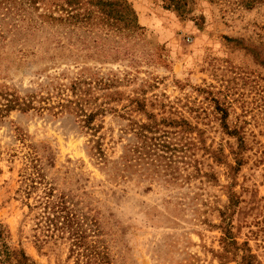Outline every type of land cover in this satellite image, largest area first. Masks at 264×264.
<instances>
[{
	"label": "rangeland",
	"instance_id": "rangeland-1",
	"mask_svg": "<svg viewBox=\"0 0 264 264\" xmlns=\"http://www.w3.org/2000/svg\"><path fill=\"white\" fill-rule=\"evenodd\" d=\"M105 1L0 0V249L264 264V0Z\"/></svg>",
	"mask_w": 264,
	"mask_h": 264
},
{
	"label": "trees",
	"instance_id": "trees-1",
	"mask_svg": "<svg viewBox=\"0 0 264 264\" xmlns=\"http://www.w3.org/2000/svg\"><path fill=\"white\" fill-rule=\"evenodd\" d=\"M103 7L102 8H98L100 10V13L105 15L107 18H118L120 20L125 21L126 20V26L125 27H135L137 26V18H136V14L135 12L131 9V7H129V5H125L123 2H121L120 0H107L105 2H102ZM65 9V8H63ZM67 11L68 16L66 17V20L68 19V17L71 18H76L79 16V13H75L74 9H65ZM122 12H120V11ZM47 18H50L51 20L54 21H63L64 17H56L55 15H45ZM85 26H93V24H89V25H85ZM41 92L36 91L32 94H30L25 100H22L23 102H21V100H19L18 97H12V98H8V101L6 104H4V107H0V117L8 110L12 109V107H14L12 104H19L21 105V109L24 111H27L33 103V100L37 99V96L40 94ZM71 102V101H70ZM72 105V104H71ZM70 104H66V103H62L61 106L62 107H66V109H68L70 112H76V113H80L81 119H83L85 121V124L89 122L91 114H88L87 112H85V110H83V108H81V105H72L71 107ZM53 107H49L47 108V110H53L51 109ZM40 110V109H39ZM44 111V110H43ZM64 110L61 111H57L55 113H60L63 112ZM87 125V124H86ZM60 205L59 203H56L53 199L46 202L45 203V209L47 210H54L55 214L56 212H58L57 210L59 209ZM47 218H50V216H48ZM0 235H3V230L0 229ZM15 259V264H34V263H30L29 261L31 260V258L25 253V251L23 250H10L9 246H5L4 248L0 249V263L1 264H5V263H13Z\"/></svg>",
	"mask_w": 264,
	"mask_h": 264
}]
</instances>
